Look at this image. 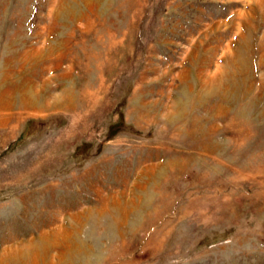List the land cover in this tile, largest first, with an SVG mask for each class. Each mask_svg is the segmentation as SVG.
I'll use <instances>...</instances> for the list:
<instances>
[{"label":"rangeland","instance_id":"rangeland-1","mask_svg":"<svg viewBox=\"0 0 264 264\" xmlns=\"http://www.w3.org/2000/svg\"><path fill=\"white\" fill-rule=\"evenodd\" d=\"M0 264H264V0H0Z\"/></svg>","mask_w":264,"mask_h":264},{"label":"bare ground","instance_id":"bare-ground-1","mask_svg":"<svg viewBox=\"0 0 264 264\" xmlns=\"http://www.w3.org/2000/svg\"><path fill=\"white\" fill-rule=\"evenodd\" d=\"M26 101H27V103H28L29 106H32L31 105L32 104V101H30V99H28L27 97H26Z\"/></svg>","mask_w":264,"mask_h":264}]
</instances>
